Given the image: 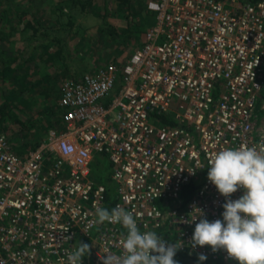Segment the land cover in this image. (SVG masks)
Returning <instances> with one entry per match:
<instances>
[{"label":"built area","instance_id":"1","mask_svg":"<svg viewBox=\"0 0 264 264\" xmlns=\"http://www.w3.org/2000/svg\"><path fill=\"white\" fill-rule=\"evenodd\" d=\"M150 8L153 25L129 57L63 86L43 143L22 155L0 129V264H66L78 243L90 247L82 264L122 255L126 229L94 223L111 202L132 212L141 232L182 243L178 264L200 255L237 264L223 250L193 248L192 236L199 219L222 220L226 203L207 179L208 160L264 140V0ZM105 158L111 172L93 173L91 165L106 172ZM194 208L203 213L196 222Z\"/></svg>","mask_w":264,"mask_h":264},{"label":"rangeland","instance_id":"2","mask_svg":"<svg viewBox=\"0 0 264 264\" xmlns=\"http://www.w3.org/2000/svg\"><path fill=\"white\" fill-rule=\"evenodd\" d=\"M156 1L0 0V129L17 153L26 155L57 125L63 86L124 61L144 41ZM33 55L37 64L28 65ZM105 162L106 172L91 165L93 173L111 172Z\"/></svg>","mask_w":264,"mask_h":264},{"label":"clouds","instance_id":"3","mask_svg":"<svg viewBox=\"0 0 264 264\" xmlns=\"http://www.w3.org/2000/svg\"><path fill=\"white\" fill-rule=\"evenodd\" d=\"M207 179L225 197L222 220L199 219L192 236V247L209 246L212 252L223 250L237 264H264V140L251 147L241 144L225 148L208 160ZM238 200L230 197L238 190ZM203 216L200 209L194 208ZM193 210V211H194ZM95 224H120L126 235L120 240L122 255L106 253L103 264H178L174 259L178 247L166 244L154 231L141 232L136 218L122 207L97 208ZM138 218V217H137ZM90 254L88 244L78 243L67 254L66 264H82ZM206 260L204 255L199 261Z\"/></svg>","mask_w":264,"mask_h":264},{"label":"trees","instance_id":"4","mask_svg":"<svg viewBox=\"0 0 264 264\" xmlns=\"http://www.w3.org/2000/svg\"><path fill=\"white\" fill-rule=\"evenodd\" d=\"M78 3H80V4L83 5V6H85V5H84L85 2H83V0H78ZM90 6L93 7L92 4H91ZM29 24H30V23H27L26 26H25V28H29V27H30V28H33V27H31V25H29ZM19 68H21V65H19V66L17 67V69H19ZM20 81H21V80H20ZM21 91H22V90H21ZM21 91H18V93H21ZM57 110H58V109H57ZM57 113L59 114L60 111L58 110ZM14 139H18V138L15 137ZM18 140H19V139H18ZM39 145H40V144H39ZM39 145H37V146H39ZM37 146H35L34 148H36ZM196 188H197V184H195V183H193V184H191L190 186H187V187L184 188L183 193H182V197L184 198L185 201H188V200L193 196V194H194ZM112 204H113V202H111V203H109V204L107 205V209H108V210H111V208H112ZM193 261H194L195 263H198V264H213V263H211L210 261H206V260H204L203 262H201V261H199V259H197V258H194Z\"/></svg>","mask_w":264,"mask_h":264},{"label":"crops","instance_id":"5","mask_svg":"<svg viewBox=\"0 0 264 264\" xmlns=\"http://www.w3.org/2000/svg\"><path fill=\"white\" fill-rule=\"evenodd\" d=\"M35 60H37L35 57H34V55H33V57H31L30 59H27V61H29L28 62V65H29V63H30V65H31V63L33 64L34 63V65H36L37 63H35ZM38 71H39V69H38ZM80 72V71H79ZM75 76V75H74ZM72 74L71 75H64V76H62V78H61V80H60V84H59V89H61V82H62V79L64 78V77H71V78H73L74 77ZM76 77H78V76H75V78ZM70 78V79H71ZM71 81V80H70Z\"/></svg>","mask_w":264,"mask_h":264}]
</instances>
